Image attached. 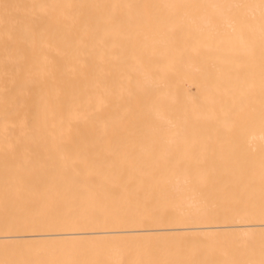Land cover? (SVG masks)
Here are the masks:
<instances>
[{
  "label": "bare ground",
  "instance_id": "6f19581e",
  "mask_svg": "<svg viewBox=\"0 0 264 264\" xmlns=\"http://www.w3.org/2000/svg\"><path fill=\"white\" fill-rule=\"evenodd\" d=\"M0 264H264V0H0Z\"/></svg>",
  "mask_w": 264,
  "mask_h": 264
}]
</instances>
